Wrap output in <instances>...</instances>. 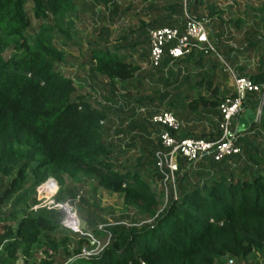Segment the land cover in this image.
Masks as SVG:
<instances>
[{"label": "trees", "instance_id": "1", "mask_svg": "<svg viewBox=\"0 0 264 264\" xmlns=\"http://www.w3.org/2000/svg\"><path fill=\"white\" fill-rule=\"evenodd\" d=\"M85 1L0 0V205L25 184L33 190L47 178L60 182L63 176L88 173L97 187L120 196L123 205L146 221L86 222L83 233L71 232L58 222L63 211L28 209L27 203L36 200L24 190L14 201L24 207L0 211V263L21 259L22 264H224L229 257L247 260L255 251L263 253L264 113L238 132V154L217 161L204 155L193 164L176 156L178 170L160 207L152 183L160 177L153 152L159 147L155 134L161 127L152 124L150 116L169 111L185 121L173 131L178 137L216 139L217 109L224 97L219 82L228 75L216 70L219 62L213 54L195 50L176 60L164 50L158 66L145 70L141 65L148 62V30L166 26L182 31L185 11L208 19V38L214 39L217 52L237 75L264 83V36L254 33L239 46L225 43L230 20L223 19L214 0H156L159 6L133 11L136 26L119 37L117 46L101 47L109 42L101 35L89 39L93 49L78 64L102 78L107 101L114 105L123 101L130 112L137 107L144 111L141 118H130L112 139L102 126L110 112L74 95V80L59 68L66 61L53 44L55 33H69V16ZM100 1L115 6L113 0ZM239 24L236 19L232 25ZM253 54L256 64L251 63ZM143 78L163 89L151 96L120 99L112 88L123 83V90L132 85L137 91ZM230 89L229 94L232 85ZM253 96L247 93L246 103ZM134 143L140 154L129 161ZM3 178H8L5 184ZM54 198L61 199L59 194ZM87 234L107 244L85 257L81 250L91 247Z\"/></svg>", "mask_w": 264, "mask_h": 264}, {"label": "rangeland", "instance_id": "2", "mask_svg": "<svg viewBox=\"0 0 264 264\" xmlns=\"http://www.w3.org/2000/svg\"><path fill=\"white\" fill-rule=\"evenodd\" d=\"M113 1L115 6L111 3L104 5L100 0H86L84 6H77L76 11L69 16V22L72 24L69 33H55L53 38V44L62 54L63 61H66L64 64L59 63L58 66L65 76L74 80L76 87L74 95H81L84 99L88 100L92 106H99L110 112L111 116L107 122L102 123V126L103 130L107 132L112 139H114V134L118 129L126 126L130 118H141L144 111L140 109L141 107H137L133 112H130V110L124 106V103H122L123 101H120L121 103L117 105L107 101L106 96L108 95V90L102 86V78L99 75L91 74L88 67H81L77 60L88 55L89 51L93 49L87 43L89 39L95 38V40H97V36L101 35L109 40L108 43H100L101 47L112 48L117 46L121 43L119 37L136 26V18L133 15V11L139 12L146 9L148 6L160 5L156 0ZM214 2L215 6L223 11V19L230 20V25L225 28L226 31L229 32L230 37H224L223 42L239 46L244 42L246 37L252 36L254 33L258 36H264V0H214ZM127 7H129V9H126ZM256 9H259V11ZM112 13L113 15H111ZM236 19L240 20V24L234 27L232 24ZM204 20H207L208 23L206 27L208 28L209 21L208 19ZM211 31L214 32L212 29ZM211 41L214 44V39ZM252 57L254 64H256V54H253ZM144 69L147 70L148 67L145 66ZM216 70L218 71L219 68L217 67ZM138 78L139 73L133 78L132 85L136 84L135 81ZM192 82L193 80H190V84H192ZM132 85L123 90V83H116L112 88L120 99L122 97L126 99L128 97L137 96V94L151 96L154 92L163 89V85H153V81L148 78L142 79L137 91L133 90ZM231 85L232 82L229 77L226 81H220L219 90L221 95L226 96L229 94L231 92ZM178 92H181V88L177 93ZM253 95V101L251 103H246L245 95L242 108L236 116L246 117L248 119L244 123L241 119L240 126L243 124V126H248L253 120V108L256 94L253 93ZM168 100H170V96H168L167 100L164 102ZM136 144L137 143H134L132 149L128 153L129 161L135 160L140 154V151L136 148ZM7 179L8 178H3L2 183L5 184ZM53 180L56 183L57 190L56 193L51 196V200H55L54 196L59 194L61 199L57 202L68 207L70 211L74 213L82 227L85 226L86 222L93 225H130L146 221L145 216L136 213L134 208L123 205L120 196L97 187L96 179L91 174L81 173L75 178L63 176L60 182L55 179ZM28 187V184H25L22 187V191L28 190ZM152 187L158 195L159 206L162 207L168 198V189L166 188L164 192V187L159 184L158 180L152 183ZM22 191L13 195L6 202H3L0 205V211L7 212L12 208L21 209L24 207L23 203L14 202ZM32 194L35 200L40 196V194L38 195L35 193V188L33 190H28L27 196L32 198ZM31 206L32 202H28L26 207L30 209ZM61 218L62 216L59 217L58 222H60ZM258 259L264 264V252L255 251L251 253L247 261L249 263H255ZM15 264H22V260L18 259Z\"/></svg>", "mask_w": 264, "mask_h": 264}, {"label": "built area", "instance_id": "3", "mask_svg": "<svg viewBox=\"0 0 264 264\" xmlns=\"http://www.w3.org/2000/svg\"><path fill=\"white\" fill-rule=\"evenodd\" d=\"M207 20L189 16L183 12L182 31L174 27H158L148 30V65L156 67L160 63L164 50L167 55L176 60L192 50L201 52L203 55L213 54L218 60V68L226 73L232 82V93L224 96L218 104L219 119L216 120V128L219 135L216 139L206 140L203 138L178 137L173 131H177L185 125V121L177 119L171 112L161 110L150 116L152 124L160 125L161 129L155 134L159 147L153 152L154 167L159 174V184L164 187L173 184L175 173L178 170L176 156L193 164L204 155H211L217 161L224 156L238 154L240 149L235 145L238 132L233 130L232 122L240 112L245 95L255 93L256 99L253 108V122H258L264 113V83H254L249 78L236 74L217 52L213 42L207 35ZM171 43L168 47L167 44ZM264 134V127L261 129ZM57 186L53 179L47 178L35 187V193L40 194L36 202L30 207L31 210L45 207L63 211L59 224L67 230L75 233H83L74 213L66 206L51 200L56 193ZM100 227V226H98ZM91 247L82 249L81 254L85 257L98 253L107 242L98 241L87 234ZM1 264V263H0ZM224 264H249L247 260H236L229 257ZM259 264V263H258Z\"/></svg>", "mask_w": 264, "mask_h": 264}, {"label": "crops", "instance_id": "4", "mask_svg": "<svg viewBox=\"0 0 264 264\" xmlns=\"http://www.w3.org/2000/svg\"><path fill=\"white\" fill-rule=\"evenodd\" d=\"M148 59V58H147ZM240 61H241V59H240ZM251 63L252 64H254V61H253V58L251 59ZM142 66V68H145V66H147L148 67V62H147V64H142L141 65ZM131 87V86H130ZM142 111H143V109L142 108H140ZM242 112H243V110H242ZM252 118V117H251ZM242 119V121H243V123L245 122V121H247L248 119L246 118V117H241V116H238V117H236L234 120H233V122H232V128H233V130H235V131H237V132H241V131H243V130H245L246 128H247V126H240L239 124H240V120ZM18 261V260H17ZM16 261V262H17ZM255 263H259V264H262L261 263V260H257Z\"/></svg>", "mask_w": 264, "mask_h": 264}]
</instances>
